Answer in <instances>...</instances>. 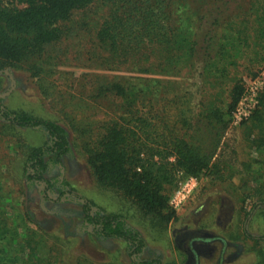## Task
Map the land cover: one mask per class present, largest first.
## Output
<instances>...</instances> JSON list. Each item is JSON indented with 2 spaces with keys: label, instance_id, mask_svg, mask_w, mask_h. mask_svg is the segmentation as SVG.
<instances>
[{
  "label": "trees",
  "instance_id": "obj_1",
  "mask_svg": "<svg viewBox=\"0 0 264 264\" xmlns=\"http://www.w3.org/2000/svg\"><path fill=\"white\" fill-rule=\"evenodd\" d=\"M255 2L256 25L249 29L245 17L228 11V0H0V76L12 82L8 95L16 86L30 92L37 87L46 98L47 78L71 65L85 69L76 81L71 78L74 97L100 109L101 101L111 102L94 126L65 118L68 127L54 114L0 102L5 126L46 136L21 146L26 185H42L41 200L80 197L64 178L57 196H50L56 177L46 175L50 166L63 173V157L79 146L94 184L116 200L114 208L99 212L94 197L82 196V232L93 240L123 241L132 264H162L136 258L146 241L129 219L166 234L176 217L166 188L177 186V173L198 179L223 170L225 134L245 93L234 68L246 57L264 65V0ZM186 95L195 102L178 110ZM261 113L264 106L254 109L250 123L240 124L248 128L250 149L261 154L262 168L255 172L264 176V131L251 136ZM258 199L264 212V196ZM46 222L42 228L33 211L13 212L0 204V264H65L61 241L71 234L69 224L60 234L47 231L52 224ZM241 227L254 238L245 223ZM211 239L223 242L219 235ZM194 240L210 239L188 238L187 251L197 264ZM84 261L90 264L87 256Z\"/></svg>",
  "mask_w": 264,
  "mask_h": 264
},
{
  "label": "rangeland",
  "instance_id": "obj_2",
  "mask_svg": "<svg viewBox=\"0 0 264 264\" xmlns=\"http://www.w3.org/2000/svg\"><path fill=\"white\" fill-rule=\"evenodd\" d=\"M255 4V0H228V11L233 15L245 17L250 29L256 25ZM239 63L234 72L244 83L245 93L236 104L233 125L225 134L226 145L221 151L223 170L216 172L211 178H198L190 193L181 200L177 192L186 177L177 173V186L172 190L168 186L166 188L170 203L176 210V217L170 222L166 234H153L142 223L130 217V225L137 228L146 241L143 251L136 255L137 259H158L162 264H194V257L187 251V241L190 236H198L210 240L192 242L199 251L197 264H251L257 259L264 264V239L256 238L264 235V212L261 210L263 205L257 204L258 198L264 196V176L255 172L262 168L258 161L261 154L250 149L247 141L248 128L246 130L244 127L246 121L250 123L248 118L254 109H262L264 106V65L252 64L247 57ZM57 69L58 73L44 82L49 92L46 98L40 96L37 87L30 92V89L24 91L16 86L11 95H8L6 92L12 82L7 76L1 75L0 102L13 107L23 105L46 115L54 114L55 117L61 118V122L67 127L70 120L65 118L94 126L107 112V105L111 102L101 101L100 109V105L79 101L74 97L76 93L69 84L71 78L73 82L76 81L75 77L85 69L71 65ZM185 97L187 98L179 100L178 110L185 107L186 101L190 100L187 95ZM194 102V99L190 100V106ZM258 117L261 119H256L257 122L251 131L253 137L264 131L260 126L264 124V113ZM243 121L244 125L240 124ZM70 132L72 135L73 131ZM45 139V134L38 130L12 129L5 126L0 119V204L3 209H11L13 212L31 210L36 220L41 222L42 228L47 220L50 221L52 229L49 226L46 228L49 232L55 230L63 234L61 227L65 222L68 223L71 234L67 240L61 241L63 245L60 244L65 264L70 263L68 255L79 260V264H89L84 261L85 256L90 259V264H132L124 250L123 241L93 240L82 232L79 211L82 196L94 197L99 204L94 210L99 212H103V208L107 206L114 208L116 200L107 197L104 191L94 184L79 152V146H73L72 153L63 157V173H60L57 166H50L46 175L50 179L56 177L53 189L48 191L50 196H57L62 187L58 181L64 178L68 182L69 190L80 197L65 194L64 202H50L41 200L38 196L42 185H26L21 176V146L23 143L36 144ZM243 223L254 238L244 235L241 227ZM37 229L42 230L39 227ZM212 235H219L223 242L211 239ZM247 248L252 250L246 252ZM66 250H69L68 254Z\"/></svg>",
  "mask_w": 264,
  "mask_h": 264
},
{
  "label": "built area",
  "instance_id": "obj_3",
  "mask_svg": "<svg viewBox=\"0 0 264 264\" xmlns=\"http://www.w3.org/2000/svg\"><path fill=\"white\" fill-rule=\"evenodd\" d=\"M196 180L197 179L194 177H186V179L180 184V189L177 192V196L178 197L181 196V198H179V200H181L182 198H184L186 195H188L190 193V191L195 186ZM173 201H172V203H173Z\"/></svg>",
  "mask_w": 264,
  "mask_h": 264
}]
</instances>
